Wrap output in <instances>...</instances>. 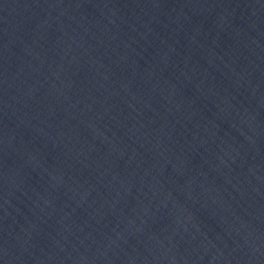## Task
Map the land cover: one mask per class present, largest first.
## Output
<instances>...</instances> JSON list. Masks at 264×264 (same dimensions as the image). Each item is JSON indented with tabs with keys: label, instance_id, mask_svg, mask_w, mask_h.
I'll return each mask as SVG.
<instances>
[{
	"label": "water",
	"instance_id": "water-1",
	"mask_svg": "<svg viewBox=\"0 0 264 264\" xmlns=\"http://www.w3.org/2000/svg\"><path fill=\"white\" fill-rule=\"evenodd\" d=\"M0 264H264V0H0Z\"/></svg>",
	"mask_w": 264,
	"mask_h": 264
}]
</instances>
